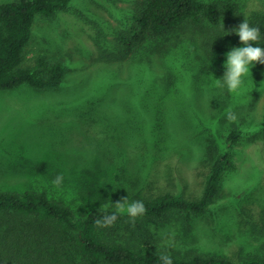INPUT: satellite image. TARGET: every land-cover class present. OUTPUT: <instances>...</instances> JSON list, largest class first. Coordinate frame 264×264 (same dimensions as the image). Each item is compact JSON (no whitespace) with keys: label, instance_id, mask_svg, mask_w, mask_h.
I'll return each mask as SVG.
<instances>
[{"label":"rangeland","instance_id":"obj_1","mask_svg":"<svg viewBox=\"0 0 264 264\" xmlns=\"http://www.w3.org/2000/svg\"><path fill=\"white\" fill-rule=\"evenodd\" d=\"M234 1L245 16L264 20V0ZM143 3L73 0L67 13L37 21L29 56L43 51L62 57L68 71L56 89L24 84L0 90V177L10 175L1 186L49 189L83 213L99 202L129 204L111 186L117 166H126L134 180L130 201L164 191L196 197L208 170L206 142L225 148L238 127L241 135L229 148L234 166L224 175L217 203L195 215L191 227L177 219L158 232L184 250L237 260L262 254L264 63L249 65L233 93L223 80L229 51L202 72L206 81H199L198 67L187 68L184 49L150 62L113 58L119 35L132 31ZM34 162L45 169L31 168ZM57 176L63 177L59 186L53 183Z\"/></svg>","mask_w":264,"mask_h":264},{"label":"trees","instance_id":"obj_2","mask_svg":"<svg viewBox=\"0 0 264 264\" xmlns=\"http://www.w3.org/2000/svg\"><path fill=\"white\" fill-rule=\"evenodd\" d=\"M72 2L0 3V90L24 84L56 89L63 84L68 71L66 60L43 51L29 56L28 47L35 36L37 21L67 13ZM134 17L131 34L124 31L119 35L121 43L113 58L150 62L158 57L166 59L184 49L185 57L189 58L187 68L198 67V73L201 72L199 81H206L202 72L216 56L232 50L240 41L235 30L245 18L261 31L259 44L253 42V46L264 48V20L245 16L234 0H144ZM240 135L241 130L233 127L225 148L206 142L204 161L208 170L204 172L202 193L196 197L164 191L137 195L130 201L133 191L129 184L134 180L126 166H117L114 171L117 179L111 183L113 192H123L129 204L142 201L146 208L145 214L134 223L125 213L118 215L114 225L98 227L95 221L112 214L115 204L99 202L81 213L49 189H5L1 184L9 183L10 175H2L0 264H164L162 255L171 257L172 264H264V252L250 253L237 260L191 247L184 250L177 239H167L168 236L158 232L163 225L167 227L177 219L191 227L195 215L212 209L220 197L226 171L234 166L229 148ZM30 167L45 169L35 162Z\"/></svg>","mask_w":264,"mask_h":264},{"label":"clouds","instance_id":"obj_3","mask_svg":"<svg viewBox=\"0 0 264 264\" xmlns=\"http://www.w3.org/2000/svg\"><path fill=\"white\" fill-rule=\"evenodd\" d=\"M235 32L238 34L240 41L246 46L233 48L226 54V72L224 73L223 80L229 92L233 93L241 89L244 78L249 74V65L254 66L257 63H264V48L253 46V42L259 44L261 39L259 27L251 26L245 18L239 27L236 28ZM227 119L229 121H234L236 117L232 112H228ZM62 181L63 177L57 176L53 183L59 186ZM126 200L127 198H123V201ZM145 212L146 208L142 201H135L127 205L117 201L115 203V211L110 215H105L102 220L97 219L95 224L98 227H110L117 221L118 215H123L125 213L134 223L136 218L142 217ZM160 259L164 264H172L171 257L167 255H162Z\"/></svg>","mask_w":264,"mask_h":264}]
</instances>
